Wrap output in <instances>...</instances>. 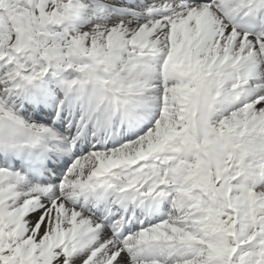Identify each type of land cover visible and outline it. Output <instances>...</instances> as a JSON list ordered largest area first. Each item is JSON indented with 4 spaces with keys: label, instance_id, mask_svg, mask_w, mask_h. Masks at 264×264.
<instances>
[{
    "label": "snow or ice",
    "instance_id": "1",
    "mask_svg": "<svg viewBox=\"0 0 264 264\" xmlns=\"http://www.w3.org/2000/svg\"><path fill=\"white\" fill-rule=\"evenodd\" d=\"M0 264H264V0H0Z\"/></svg>",
    "mask_w": 264,
    "mask_h": 264
}]
</instances>
